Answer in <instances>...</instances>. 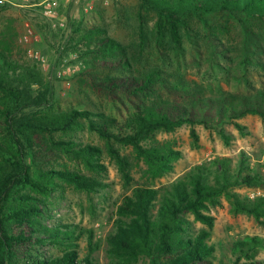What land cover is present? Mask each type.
I'll return each instance as SVG.
<instances>
[{
    "label": "trees",
    "instance_id": "1",
    "mask_svg": "<svg viewBox=\"0 0 264 264\" xmlns=\"http://www.w3.org/2000/svg\"><path fill=\"white\" fill-rule=\"evenodd\" d=\"M32 11L45 23L40 30L49 28ZM102 12L93 11L99 25H78L67 47L84 64L74 79L105 95L116 115L55 109L44 75L16 52L18 24L0 26V264H99L93 231L60 218L53 222L51 215L52 195L64 184L86 193L109 187L82 172L104 175L107 168L101 151L81 141L78 132L88 130L106 142L131 186L128 165L113 143L132 147L148 171L162 177L181 153L166 144H146L157 132L202 126L228 144L226 126L242 133L240 119H264V0H139L135 38L127 44L111 35ZM126 13L118 9L119 22L128 19ZM186 43L209 68L235 65L245 91L207 94L184 86L175 67L185 62ZM253 73L259 86L249 80ZM127 104L132 113L119 116V107ZM191 137L197 144L194 129ZM240 189L264 191V155L239 150L193 166L167 185H134L117 205L105 237L109 264H264L256 259L264 238L235 240L229 262L218 260L210 243L215 226L210 210L222 198L232 214L264 226V194L249 197Z\"/></svg>",
    "mask_w": 264,
    "mask_h": 264
},
{
    "label": "rangeland",
    "instance_id": "2",
    "mask_svg": "<svg viewBox=\"0 0 264 264\" xmlns=\"http://www.w3.org/2000/svg\"><path fill=\"white\" fill-rule=\"evenodd\" d=\"M138 3L139 0H62L59 11L66 19V26L58 28L50 25L51 27H46L44 30H40V24L45 25V23L32 11L33 9L4 5L6 9L0 11V26L9 21H15L18 24L20 35L16 42V52L25 62L36 66L44 75L51 87L55 109L65 111L94 108L116 115L118 111L111 109L112 104L105 95L91 92L85 84L74 79L75 75L83 69L84 64L67 46L73 36L72 31L77 29L78 25L83 28L91 23L97 25L101 23L98 13H93L97 7L103 10L104 21L111 35L126 44L133 42L135 38L133 34L134 14ZM118 9L127 12V20L118 21L116 18ZM123 24L126 26L124 27ZM28 29L32 35L28 36V41H21L22 36L28 34ZM184 46L185 50L187 48L184 52L185 62L181 60V65L175 67L177 79L184 86L203 90L207 94L243 93L245 91L244 84L240 82L241 73L236 71L235 65L222 63L221 67L209 68L204 58H199L189 44L186 43ZM200 49L203 55L205 51L202 47ZM30 51L37 54L39 58L31 56ZM67 68L70 71H67ZM138 69L142 70L139 65ZM63 70L67 72L61 73ZM249 80L255 86H259L257 74L253 73ZM118 110L119 116H127L133 111L130 104H127L125 108L120 106ZM239 123L243 127L242 133L232 125L225 127L227 134L231 137L228 144L224 143L216 132L202 126L192 128L189 125H183L174 132H157L146 144H166L181 153V156L174 162L173 171L162 177H154L148 171L145 162L137 157L132 147L113 143L114 148L128 165L127 169L132 178L131 186L126 185L115 157L107 150L106 142L88 130L78 132L76 135L81 141L101 151L100 163L107 168L104 175L92 173L83 168L82 172L88 176L102 178L109 187L97 193H86L76 191L64 184L62 188H58L53 193L51 198L52 221L60 218L65 222L79 224L85 229L92 230L94 242H99V249L94 252L93 257L99 264H109L110 258L105 251V237L112 232L117 205L125 195L130 193L134 185L158 188L183 176L193 166L216 157L236 156L239 150L264 155V119L249 115L240 119ZM192 129L198 136L197 144L192 141ZM239 192L249 197L264 194V191L246 189H240ZM210 214L215 217L210 243L215 245V255L218 260L229 262L232 259L230 246L237 239L246 236L264 238V226L258 225L252 217L232 214L225 198L221 199L220 206L210 210ZM81 248L85 252L84 241H82ZM47 250L53 251L52 248ZM256 259L264 261V250L257 254ZM138 264H144V262L139 261Z\"/></svg>",
    "mask_w": 264,
    "mask_h": 264
},
{
    "label": "built area",
    "instance_id": "3",
    "mask_svg": "<svg viewBox=\"0 0 264 264\" xmlns=\"http://www.w3.org/2000/svg\"><path fill=\"white\" fill-rule=\"evenodd\" d=\"M62 0H39L37 3H31L30 0H0V6L12 5L21 8H30L36 9L38 13L53 27L64 28L66 26V19L60 14V4ZM28 34L22 36L21 41H28V36H31L32 33L28 29ZM31 56L39 58L37 54L29 52ZM67 71H70L67 68ZM63 70L61 73L65 74L67 72Z\"/></svg>",
    "mask_w": 264,
    "mask_h": 264
}]
</instances>
